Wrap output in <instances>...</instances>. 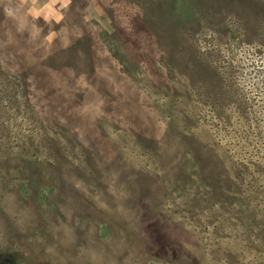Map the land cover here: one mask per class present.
<instances>
[{
    "label": "rangeland",
    "instance_id": "374dc122",
    "mask_svg": "<svg viewBox=\"0 0 264 264\" xmlns=\"http://www.w3.org/2000/svg\"><path fill=\"white\" fill-rule=\"evenodd\" d=\"M170 1L0 0V264H264V21Z\"/></svg>",
    "mask_w": 264,
    "mask_h": 264
},
{
    "label": "trees",
    "instance_id": "16d2710c",
    "mask_svg": "<svg viewBox=\"0 0 264 264\" xmlns=\"http://www.w3.org/2000/svg\"><path fill=\"white\" fill-rule=\"evenodd\" d=\"M220 1L230 3L232 0H220ZM235 1H237V0H233V2H235ZM248 1H250L249 13H250L251 17L253 18V25L250 29L249 36H250V39H253V41H254V40H256L255 37H256V35L259 34V30H260L261 25L264 21V0H248ZM167 8L172 10V12L176 11L175 10V4H174L173 0L167 4ZM0 67H2V70L4 71V73H5V71L8 72V74L10 73L8 77L12 78L13 76H15L16 77L15 79H18V77H17L18 73H19L18 69H15L14 67L12 68L10 65H3ZM29 68H30V70L36 71L35 73H33V75H31V78H29V79L36 81L37 83L40 82L41 81L40 73L35 68L28 67V66L22 67L21 71H22V69H28L29 70ZM19 75H20V73H19ZM15 91L17 92V89ZM193 142L196 143V142H198V140L194 139ZM145 143H146V145L150 146L149 141L145 142ZM187 145H189V144H187ZM186 157H187V161L189 163L190 169L192 170L191 175H193V177H195L197 179V181L200 182L199 183L200 187L206 186L208 188V183L206 182L207 180L202 178V163L203 162H202L201 151L200 150H194V148L189 145V148L188 147L186 148ZM240 169H241V171H245V172L248 171L247 166H241ZM242 173H244V172H242ZM242 180H244V177H242ZM235 186H236V182L232 181V182H230L229 185L221 187L222 192L223 193L225 192L224 188H226L225 190L230 191L231 189L235 188ZM237 189L238 188H236V192H237ZM207 190L210 191V188H208Z\"/></svg>",
    "mask_w": 264,
    "mask_h": 264
}]
</instances>
